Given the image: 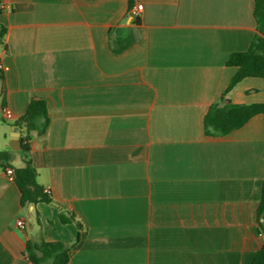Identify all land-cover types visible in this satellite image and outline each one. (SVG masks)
Wrapping results in <instances>:
<instances>
[{
  "label": "crops",
  "instance_id": "obj_1",
  "mask_svg": "<svg viewBox=\"0 0 264 264\" xmlns=\"http://www.w3.org/2000/svg\"><path fill=\"white\" fill-rule=\"evenodd\" d=\"M2 5L0 151L43 97L50 125L30 145L52 203L22 207L0 165V264H30L29 240L79 237L68 264H251L264 246V116L227 136H208L204 120L217 103H264L261 78L225 96L237 71L229 55L257 33L255 1ZM10 152L8 168H22V150Z\"/></svg>",
  "mask_w": 264,
  "mask_h": 264
},
{
  "label": "trees",
  "instance_id": "obj_2",
  "mask_svg": "<svg viewBox=\"0 0 264 264\" xmlns=\"http://www.w3.org/2000/svg\"><path fill=\"white\" fill-rule=\"evenodd\" d=\"M254 17L257 23V33L253 37L249 48L243 52H233L229 55L226 65L236 68L225 92V96L246 78H261L264 80V0H254ZM0 0V16L4 9ZM7 29L0 23V59L3 51L7 52L5 37ZM4 91V71L0 70V95ZM224 97V96H223ZM264 116V103L255 104H226L212 105L205 116L204 126L208 136H227L231 132L244 127L253 117ZM14 125L22 133V153L25 165L15 168L14 181L21 193V206L44 202L51 204V198L44 193L38 183V172L33 164L30 141L34 136H43L48 131L50 118L47 101L40 96L33 97L28 104L26 112ZM11 152L0 151V165L8 168ZM261 232L264 235V186L262 200L258 209ZM61 222H71L64 214L60 216ZM74 218V217H73ZM80 242V237L73 243L64 241L47 242L29 240L26 245L25 255L30 264H68L74 249ZM251 264H264V246L257 251Z\"/></svg>",
  "mask_w": 264,
  "mask_h": 264
},
{
  "label": "built area",
  "instance_id": "obj_3",
  "mask_svg": "<svg viewBox=\"0 0 264 264\" xmlns=\"http://www.w3.org/2000/svg\"><path fill=\"white\" fill-rule=\"evenodd\" d=\"M1 7L4 10L6 9L5 5H2ZM143 8H144L143 5H137L134 8V10H133V16L135 18L139 17L141 15L142 11H143ZM0 70H3V65L1 63H0ZM4 117L7 120H12L13 119V114L9 110H5L4 111ZM5 173L10 179L14 180L15 173H14L13 169L7 168L5 170ZM44 193L47 194L48 196H51V194H52L51 189L49 187L44 189ZM17 225H18V227H20L22 229L26 228L25 223L23 221H18Z\"/></svg>",
  "mask_w": 264,
  "mask_h": 264
},
{
  "label": "water",
  "instance_id": "obj_4",
  "mask_svg": "<svg viewBox=\"0 0 264 264\" xmlns=\"http://www.w3.org/2000/svg\"><path fill=\"white\" fill-rule=\"evenodd\" d=\"M7 150H13V151H21L22 150V141H21V134L18 132H15L14 135L11 138V141L9 142V146Z\"/></svg>",
  "mask_w": 264,
  "mask_h": 264
},
{
  "label": "rangeland",
  "instance_id": "obj_5",
  "mask_svg": "<svg viewBox=\"0 0 264 264\" xmlns=\"http://www.w3.org/2000/svg\"><path fill=\"white\" fill-rule=\"evenodd\" d=\"M1 125V124H0ZM3 135V131L1 129V126H0V140H1V136Z\"/></svg>",
  "mask_w": 264,
  "mask_h": 264
}]
</instances>
